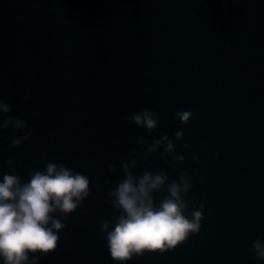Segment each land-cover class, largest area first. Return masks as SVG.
<instances>
[{
  "label": "water",
  "instance_id": "water-1",
  "mask_svg": "<svg viewBox=\"0 0 264 264\" xmlns=\"http://www.w3.org/2000/svg\"><path fill=\"white\" fill-rule=\"evenodd\" d=\"M0 98L36 132L13 146V130L0 131V181L9 159L24 182L50 161L91 181L39 264H117L100 231L114 219L106 193L137 138L161 133L183 163L173 169L160 148L133 171L186 170V215L203 204L205 219L174 251L126 264H264L249 252L264 239V0H0ZM144 108L160 116L152 135L127 120ZM178 110L193 111L187 125Z\"/></svg>",
  "mask_w": 264,
  "mask_h": 264
},
{
  "label": "clouds",
  "instance_id": "clouds-1",
  "mask_svg": "<svg viewBox=\"0 0 264 264\" xmlns=\"http://www.w3.org/2000/svg\"><path fill=\"white\" fill-rule=\"evenodd\" d=\"M32 91L26 90L25 97ZM11 112V105L0 98V131L11 128V143L19 146L36 132L26 120L8 115ZM175 115L183 126L190 122L193 111L178 110ZM127 120L149 135L160 124L159 114L150 108L129 114ZM15 132L23 135L17 136ZM183 138V130L175 132L176 142ZM136 143L140 153H133L130 162L121 163L123 178L106 193L114 219L100 222L110 257L117 264H126L145 253L174 251L190 236L199 234L205 219L203 204L199 208L193 206L190 217L186 215L191 201L185 197L193 187L186 170L174 180H170L163 169H145L140 175L133 171L141 157L148 160L160 148H163L165 162L170 157L175 169L177 163L185 160L183 154H176L177 144L166 133L150 143L141 136ZM184 147L187 149L189 145L185 143ZM215 156L219 158L220 153ZM193 160L199 163L198 157ZM5 163L12 172L4 173L0 181V260L3 264H39L41 257L54 253L59 247V233L66 227L63 220L89 198L91 181L64 163L50 161L43 169H29V179L24 182L16 171L14 160ZM107 167L109 172L118 171L111 162ZM96 179L99 182V177ZM161 192L166 195L157 198L156 194ZM249 252L257 261L264 262V239H255Z\"/></svg>",
  "mask_w": 264,
  "mask_h": 264
}]
</instances>
